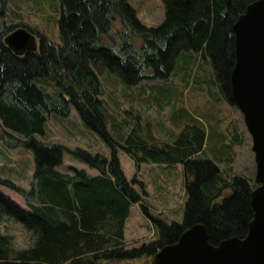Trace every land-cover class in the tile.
I'll return each instance as SVG.
<instances>
[{"label": "trees", "instance_id": "1", "mask_svg": "<svg viewBox=\"0 0 264 264\" xmlns=\"http://www.w3.org/2000/svg\"><path fill=\"white\" fill-rule=\"evenodd\" d=\"M6 1L0 0L2 18ZM161 1L162 22L148 27L129 0H58L60 44L21 24L2 23L0 141L9 149L30 150L34 173L29 190L0 177V187L19 195L29 209L0 192V223L9 219L20 224L30 239V246L15 249L12 237L0 233V264H135L141 260L151 264L159 249L175 243L196 224L205 226L213 245L245 237L252 219L253 187L242 177L227 182L211 160L197 158L205 141L201 127L186 125L172 143L164 144L154 141L151 132L149 140H144L138 124L119 141L107 130L99 74L112 73L128 87L144 80L163 81L186 53L210 61L223 98L234 106L229 82L235 63L232 28L255 0ZM21 27L36 37L38 47L18 55L3 40ZM71 108L110 150L109 158L78 148L68 151L73 159L97 171L96 176L71 167L58 171L64 147L38 139L51 114L67 118ZM118 148L136 167L182 164L186 201L181 223H167L147 211L141 196L144 186L125 178ZM137 204L154 224L158 238L127 248L124 225L129 208Z\"/></svg>", "mask_w": 264, "mask_h": 264}, {"label": "rangeland", "instance_id": "2", "mask_svg": "<svg viewBox=\"0 0 264 264\" xmlns=\"http://www.w3.org/2000/svg\"><path fill=\"white\" fill-rule=\"evenodd\" d=\"M56 1L58 3V0H7L6 17L0 16V31L4 21L11 22L8 12L14 11L20 16L17 21L20 23L15 20L12 23L49 35L54 43L60 44ZM129 3L145 26L154 27L162 22L164 6L161 0H129ZM184 57H178L174 72L163 81L144 80L128 87L112 73L105 71L99 74L109 134L115 141L122 140L132 126L138 124L144 140H149L151 132L156 139L154 141L164 144L172 143L186 125H197L205 133L203 150L197 158L211 160L227 182L233 177H242L254 186L252 141L240 111L223 98L208 59L194 53H186ZM40 140L64 147L63 162L58 167L60 171L67 172L71 167L98 174L72 158L68 151L77 148L110 157L109 148L97 134L83 125L74 108L67 118L51 114ZM0 153L1 178L29 190L34 173L33 153L24 148H6L1 141ZM117 158L125 178L128 181L136 179L143 184V193L138 185L134 187L141 193L143 205L152 216L167 223L183 221L186 196L182 164L144 163L136 167L119 148ZM0 192L15 204L22 203L26 210L27 206L19 195L2 187ZM0 233L12 237L15 249L30 246L29 235L12 220L5 219L0 223ZM157 238L158 232L151 220L143 215L138 204L132 205L126 222L127 248H137ZM145 262L141 260L135 264Z\"/></svg>", "mask_w": 264, "mask_h": 264}, {"label": "water", "instance_id": "3", "mask_svg": "<svg viewBox=\"0 0 264 264\" xmlns=\"http://www.w3.org/2000/svg\"><path fill=\"white\" fill-rule=\"evenodd\" d=\"M232 30L231 97L251 137L255 163L252 219L245 237L227 238L216 245L209 242L204 225H193L175 243L159 249L151 264H264V0L248 4ZM3 41L18 55L38 47L36 37L25 28L16 29Z\"/></svg>", "mask_w": 264, "mask_h": 264}, {"label": "crops", "instance_id": "4", "mask_svg": "<svg viewBox=\"0 0 264 264\" xmlns=\"http://www.w3.org/2000/svg\"><path fill=\"white\" fill-rule=\"evenodd\" d=\"M56 6L58 7V3H57V1H56ZM8 16H9V18H11V22H17V21H19L20 20V16L17 14V13H15L14 11H9L8 12ZM15 20V21H14ZM17 23H20V22H17ZM56 26H57V24H56ZM48 35V34H47ZM49 36V35H48ZM47 123V122H46ZM46 125V124H45ZM45 133V132H44ZM38 139H40V137H38ZM0 157H2V155H1V153H0ZM57 170H58V168H57ZM58 171H60V170H58ZM86 171V173L89 175V176H91V177H93V176H96L97 174H95V173H91V171H87V170H85ZM60 172H65V171H60ZM1 177V176H0ZM33 177V176H32ZM31 182H32V179H31V181H30V185H31ZM3 188V187H2ZM22 201H23V199H22ZM24 202V201H23ZM22 203H18L17 205L18 206H20L22 209H23V205H21ZM24 205L25 206H27L26 204H25V202H24ZM135 206V205H134ZM131 208V207H130ZM130 208H129V214H130ZM26 210H28L29 211V209H28V207H26ZM129 217V216H128ZM128 219V218H127ZM126 222H127V220H126ZM126 222H125V225H124V242H125V245H126V240H125V235H126ZM127 246V245H126Z\"/></svg>", "mask_w": 264, "mask_h": 264}, {"label": "flooded vegetation", "instance_id": "5", "mask_svg": "<svg viewBox=\"0 0 264 264\" xmlns=\"http://www.w3.org/2000/svg\"><path fill=\"white\" fill-rule=\"evenodd\" d=\"M250 184H251V183H250ZM251 186L253 187V188H252V190H253V189L256 187L255 182H254V186H253L252 184H251ZM252 190H251V191H252Z\"/></svg>", "mask_w": 264, "mask_h": 264}]
</instances>
